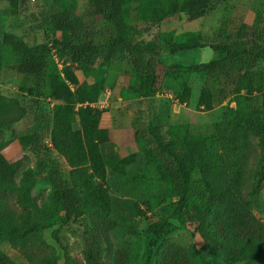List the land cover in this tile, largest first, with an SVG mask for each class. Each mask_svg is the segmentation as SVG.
<instances>
[{
	"label": "rangeland",
	"instance_id": "374dc122",
	"mask_svg": "<svg viewBox=\"0 0 264 264\" xmlns=\"http://www.w3.org/2000/svg\"><path fill=\"white\" fill-rule=\"evenodd\" d=\"M182 1L123 0L125 21L145 30L138 44L158 38L161 46L148 94L133 86L140 71L129 56L77 69L56 43L62 33L42 24L50 13L87 14L92 0H0V42L13 35L47 49L46 83L35 87L18 71L20 58L0 46V155L12 167L11 185L0 189V252L13 264H87L88 233L100 245L101 264H204L211 250L185 219L203 182L222 190L211 198L206 226L220 250L239 244L230 231L237 242L264 243L262 128L252 109L259 93L247 94L252 63L244 54L251 28L264 29V0L213 2L193 21L168 12ZM87 38L102 42L97 32ZM167 38L207 48L171 53ZM223 45V53L212 51ZM214 58L221 68L196 71ZM193 150L206 165L187 168L191 196L180 199L165 164ZM55 176L76 189L69 221L54 198ZM9 221L26 223L16 238L2 228ZM234 264H264V257Z\"/></svg>",
	"mask_w": 264,
	"mask_h": 264
},
{
	"label": "trees",
	"instance_id": "16d2710c",
	"mask_svg": "<svg viewBox=\"0 0 264 264\" xmlns=\"http://www.w3.org/2000/svg\"><path fill=\"white\" fill-rule=\"evenodd\" d=\"M224 1L226 0H184L181 3L171 2L168 12L170 14H183L189 21H193L203 17L207 8L213 2ZM92 3L94 9L87 14L73 15L66 10L59 11L44 16L42 24L48 31L62 33L61 39L56 41V43L76 63L77 69L87 71L98 59L108 61L118 57L129 56L134 66L140 71L138 79L133 86L140 92L153 93L154 90L149 86L154 80V69L157 63L152 56L157 55L161 48L157 41L158 38L148 47L138 44L139 38L142 37L145 30H139L125 21L123 0H92ZM94 32H97L102 39L100 44H94L91 39L87 38L88 33ZM245 37L248 38L247 43L249 47L244 54L249 63H252L251 67L246 71L249 75L247 77L249 82L245 85V88H247V94L250 96L253 92L259 93L253 97L254 104L252 109L256 115L254 121L258 122L259 129L262 128V134L259 138V148L261 172L264 174V102L260 96L264 92V29L258 27L251 28L249 36ZM163 43L164 49L171 53L207 48V46H197L194 40L191 43L177 44L172 43L171 39L167 38L163 40ZM0 46L10 49L20 58V63L17 66L18 71L26 74L35 87L45 85L47 75V49L45 47L33 50L13 35H4ZM153 50L154 54L152 53ZM212 51L214 53H223L226 51V48L223 45V47L212 49ZM220 61L214 58L208 63L195 66V69L197 72L216 71L221 68ZM183 99L186 101L187 97ZM55 129L60 131L62 130V126L57 124ZM66 151L64 155L70 165L74 167L73 162L69 158V150ZM173 163L174 165L165 164L172 182V193L177 198L185 199L186 196H191V191L188 187L190 173L187 168H204L206 163L201 160L196 150L182 152V156L179 157L176 155ZM11 183L12 167L0 155V189L10 186ZM51 185L62 219L64 221L71 220L77 211L75 209L77 197L75 186H70L59 176L51 178ZM203 185L205 187L203 194H194L196 199H191L185 219L194 224V230L211 250L210 253H203L202 255L201 259H203L204 264H234L254 258H263L264 243L256 245L237 242V235L231 231L229 233L231 243L239 244H230L227 249L220 250L218 243L210 235L206 226L213 211L211 198L219 197V193H222V190L209 187L205 182H203ZM230 191L227 188L225 194ZM25 226L26 223L14 225L9 221L4 223L2 228L7 233H10L11 238H16ZM163 230V228L158 229L159 233H162ZM100 249L96 236L88 233L84 238L85 262L87 264H101ZM220 251L224 254V260L218 261L216 255ZM0 264L13 263L0 252Z\"/></svg>",
	"mask_w": 264,
	"mask_h": 264
}]
</instances>
